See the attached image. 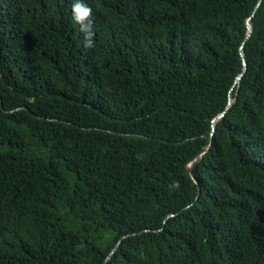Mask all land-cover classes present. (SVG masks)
<instances>
[{
  "label": "trees",
  "instance_id": "16d2710c",
  "mask_svg": "<svg viewBox=\"0 0 264 264\" xmlns=\"http://www.w3.org/2000/svg\"><path fill=\"white\" fill-rule=\"evenodd\" d=\"M84 2L0 0V264H264V0Z\"/></svg>",
  "mask_w": 264,
  "mask_h": 264
},
{
  "label": "clouds",
  "instance_id": "9594fccd",
  "mask_svg": "<svg viewBox=\"0 0 264 264\" xmlns=\"http://www.w3.org/2000/svg\"><path fill=\"white\" fill-rule=\"evenodd\" d=\"M92 9L84 0H72L71 20L75 26H78L83 36V47L90 49L94 46Z\"/></svg>",
  "mask_w": 264,
  "mask_h": 264
},
{
  "label": "water",
  "instance_id": "95a60500",
  "mask_svg": "<svg viewBox=\"0 0 264 264\" xmlns=\"http://www.w3.org/2000/svg\"><path fill=\"white\" fill-rule=\"evenodd\" d=\"M261 3H262V0H260V2H259V4H258V7H257V8H259V7L261 6ZM253 31H254V26H253V24H252V22H251V18H250V20H249V22H248V34H247V40L252 36ZM243 48H244V46L242 47V57H243V60H244V65H245V67L247 68L248 63H247V60H246V58H245V54H244ZM246 68H245V70H246ZM243 75H244V73H242V74L238 77V80H237L238 83H240V81H241ZM234 102H235V99L232 98V99L230 100V102H229V105H228V107H227V110H226L225 112L221 113L220 115H218V116L214 119V121H213V122H214V123H213V134H214L215 131H216V123L225 117L227 111H229V109L232 107V105L234 104ZM210 148H211L210 145L205 146V147L202 149L201 153H200L199 155H197V156L193 159V161L191 162V164L188 166V169H189V171H190L192 177H193L197 182H198V180L196 179V174H195V170H194L195 165H196L197 163H199V162L203 159V156H204L207 152H209ZM170 217H171V216H170ZM116 250H117V249H116ZM116 250H115V251H116ZM115 251H114L113 253H115Z\"/></svg>",
  "mask_w": 264,
  "mask_h": 264
},
{
  "label": "rangeland",
  "instance_id": "374dc122",
  "mask_svg": "<svg viewBox=\"0 0 264 264\" xmlns=\"http://www.w3.org/2000/svg\"><path fill=\"white\" fill-rule=\"evenodd\" d=\"M9 150H10V147H7V146L0 147V152H7ZM41 156L44 157V158H48V153L47 152H43L41 154Z\"/></svg>",
  "mask_w": 264,
  "mask_h": 264
}]
</instances>
